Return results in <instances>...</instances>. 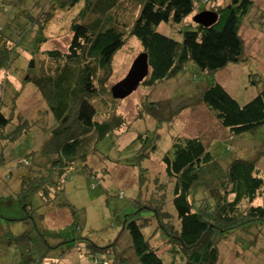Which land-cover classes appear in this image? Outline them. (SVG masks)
<instances>
[{"label":"trees","instance_id":"1","mask_svg":"<svg viewBox=\"0 0 264 264\" xmlns=\"http://www.w3.org/2000/svg\"><path fill=\"white\" fill-rule=\"evenodd\" d=\"M13 1L18 4L23 0ZM52 1L48 6L50 10L41 8L38 15L26 16L33 26H37L34 53L39 51L40 43L47 40L39 33L47 27L53 12L56 9L69 10L81 2ZM124 1L83 0L77 14L79 20L71 22L69 27L72 39L66 52L47 51L49 62L46 65H35L34 54L28 62L27 69L32 76H26V81L38 91L55 128L51 129V136L40 148L47 161L41 166L39 161L37 165L44 168L45 175L39 168L38 175L23 176L13 195L16 199L0 195V205L11 206V197L27 213L19 221L31 219L34 223L31 230L10 236H4L2 232L1 236L8 245H30L25 252L27 255L20 254L25 256V264L34 261L41 264L48 251L61 245H66L61 248V256L66 249L82 245L94 264H132L115 248L124 232L128 233L130 249L139 264H219V245L230 234L238 232L249 248L256 246L259 234H247L251 231L260 233L264 229V207L255 204L256 199L264 195L261 170L255 162L242 158H233L224 166L221 160L229 157L226 151L208 149L199 137L174 136L169 150L161 157L167 183L172 184L170 203L173 212L166 209L169 200L167 184L158 178L153 180L155 191L148 199H141V187L148 178L144 164L158 150L159 134L156 130L138 135L126 148L128 157L119 152L114 154V159L104 156L109 162L132 167L138 173L139 193L134 201V211L124 215L121 231L110 244L98 247L80 235V213L66 203L61 205L68 207L72 219L62 229L63 238L57 233L59 239L54 247L48 243L54 239L53 234L47 239L37 228L33 215L51 205L50 190L58 198L73 171L98 180L88 164V157L100 156L99 144L107 137H117L116 133L126 126L125 118L113 109L116 99L111 101L110 115L101 120H96V111L91 104L97 98L112 97L113 85L109 81L113 74V58L123 47L126 37L136 38L142 53L147 54L149 70L140 83L147 88L178 79L189 67L212 77L229 64L243 61L240 27L253 7V0H223L226 5L214 4L216 6L210 9L217 13V21L208 27L195 23L187 29L180 28V39L162 34L157 29L161 24L182 25L195 9L194 0H131L139 10L137 16L128 22L122 19H126L123 14L120 15L122 18L116 14L118 8H123ZM211 1L216 3V0ZM130 23L131 27L126 28ZM9 52V48L0 49V70L7 69L4 63ZM250 83H256L255 75ZM198 102L206 106L233 136L254 135L264 127V86L249 102L240 105L215 79L206 77L199 97L182 100L174 113ZM5 106L3 94H0V141L15 142L29 132L34 122H28L21 114L13 116L15 101L8 112L4 111ZM141 111L156 115L159 110L156 103L145 97ZM12 119L17 123L6 133L13 124ZM168 120L172 121L171 118ZM2 150L0 148V167L4 162ZM24 162L28 165L26 160ZM122 196L123 193L119 197ZM38 219L42 221V214ZM153 225L154 230L146 236L144 230ZM157 234L161 237L160 246L153 241ZM41 245L44 251H40ZM168 246L178 254L179 260L174 255L171 262L165 261L164 252Z\"/></svg>","mask_w":264,"mask_h":264},{"label":"rangeland","instance_id":"2","mask_svg":"<svg viewBox=\"0 0 264 264\" xmlns=\"http://www.w3.org/2000/svg\"><path fill=\"white\" fill-rule=\"evenodd\" d=\"M52 0H23L16 4L13 0H0V49L9 48L8 59L4 63L7 69L0 70V94H3L5 103V112L9 111L12 101H15V114H21L28 122H34L29 132L23 134L15 142L0 141V148L3 150L4 162L0 167V195L1 197L13 196L19 188L21 178L25 175H38L39 168L47 160L43 157L44 150L42 145L46 138L51 136V129L55 128V122L52 116L46 113V106L38 91L32 86L31 82L26 81V76H32L27 66L29 60L33 57L35 65H46L48 59L46 52L49 50H58L65 53L71 44L72 33L69 29L71 22L78 21V11L82 6V1L69 10L56 9L53 17L49 20L47 27L39 36L46 37L47 40L39 45V51L34 53L36 29L26 16L34 17L40 13L41 8L50 10ZM53 0L52 3H55ZM195 9L191 15L186 17L182 25L161 24L158 31L169 37L180 39V28L187 29L193 26V17L201 11H212L210 8L217 5L223 6L227 2L216 0H194ZM48 7V8H47ZM123 8L116 10L117 15L123 14L126 20H133L139 7L131 0L122 3ZM214 12V11H212ZM28 22H27V21ZM130 23L126 28L131 27ZM33 26V27H32ZM25 30H22V29ZM240 36L244 44L243 61L237 64H229L224 69L214 73L212 77L203 74L189 67L184 73L180 74L178 79L157 85L154 88L144 87L139 84L137 89L128 97L117 100L113 109L122 115L126 120V126L116 133L112 138H105L98 146L99 155L89 156L88 164L96 173L97 179L83 176L79 172H71L69 179L64 182V192L57 198L52 189L49 195L53 197L49 207L43 208L34 214V221L39 231L47 239L54 236V239L48 241L52 247L59 239L57 233L62 236V229L71 219V212L68 207L61 203L74 207L78 214L80 213V223L82 230L80 235L86 236L87 240L98 246L103 247L119 234L121 231V222L125 214L134 211V201L138 196V173L132 167L118 166L109 162L108 158L114 159V154L118 152L125 157L126 148L140 134L156 130L159 135L157 142L158 150L145 162L148 171V178L145 186L141 189V199H148L149 195L155 191L153 180L158 178L163 184H167L166 193L169 197L166 203V209L173 212L171 207V183H167L164 173V165L161 163V157L166 153L171 145L172 138L176 135L199 137L206 147L215 151H226L229 157L221 160L225 166L233 158H242L256 163L264 177V127L259 129L254 135L233 136L231 132L223 128L216 120L214 114L203 104L194 103L191 106L180 110L178 113V104L187 98L199 97L206 77L215 79L221 86L240 104L244 105L254 98L260 88L264 86V0H253V7L247 16L243 19L240 27ZM14 52L17 54H14ZM142 53V48L136 38L126 37L125 43L113 58L112 76L109 84L114 85L122 80L129 71L134 59ZM50 60V59H49ZM49 62V61H48ZM42 63V64H41ZM252 75H255V84L250 83ZM147 97L150 102L156 103L158 113L147 115L140 113L142 101ZM111 96L100 97L91 101L96 111V120L105 119L110 115ZM160 112V114H159ZM44 113V114H43ZM142 114L140 117L139 115ZM44 115V117H41ZM45 118V121L42 119ZM171 118L172 121H169ZM160 119L162 121L158 122ZM13 124L6 129L10 132L16 119H12ZM38 122V124H36ZM160 125H159V124ZM158 125V128H156ZM50 128V129H49ZM28 162V165L24 161ZM40 162L39 165L37 163ZM45 164V163H44ZM123 193L122 197L121 194ZM14 199L15 196H13ZM55 198V199H54ZM11 206L7 204L0 205V264H25L24 258L20 254L25 253L30 245H8L2 238L7 235H16L26 230H31L33 224L31 219L19 221L27 216L23 208L11 197ZM256 205L264 207V195L255 201ZM114 213V214H113ZM39 214H42L40 222ZM154 230V225L144 233L149 236ZM3 232V233H2ZM238 233V232H237ZM237 233L230 234L219 245L220 261L219 264H264V229L260 232L248 233V236L258 235L256 246L247 247L246 243L239 238ZM33 234H37L33 231ZM120 235L116 251L122 253L132 264L135 262L132 250L130 249V239L128 233ZM127 234V235H125ZM128 236V237H127ZM243 238V237H242ZM157 234L153 241L156 246L162 241ZM63 240V239H62ZM57 243V242H56ZM159 244V246H160ZM40 251H44L41 245ZM52 248L47 252L46 259L41 264H94L91 256L82 245L66 249L62 256L63 247ZM17 249V252H16ZM32 251V250H30ZM38 251V250H37ZM171 246H168L165 255V261L171 262L172 256L179 260L178 254L172 252ZM99 252V251H97ZM27 255V253H25ZM39 255V253H38ZM111 257L108 258L109 262ZM35 259H37L35 257ZM36 264V261L33 262Z\"/></svg>","mask_w":264,"mask_h":264},{"label":"water","instance_id":"3","mask_svg":"<svg viewBox=\"0 0 264 264\" xmlns=\"http://www.w3.org/2000/svg\"><path fill=\"white\" fill-rule=\"evenodd\" d=\"M218 15L212 11H201L193 17V22L208 27L217 21ZM148 57L146 53L139 54L132 62L126 76L111 87L112 97L122 100L131 95L148 74Z\"/></svg>","mask_w":264,"mask_h":264}]
</instances>
